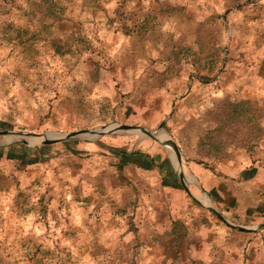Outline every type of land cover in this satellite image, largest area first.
I'll return each instance as SVG.
<instances>
[{
  "label": "rangeland",
  "instance_id": "rangeland-1",
  "mask_svg": "<svg viewBox=\"0 0 264 264\" xmlns=\"http://www.w3.org/2000/svg\"><path fill=\"white\" fill-rule=\"evenodd\" d=\"M208 1L0 0V130L15 133L0 135V264L203 257L196 227L176 225L179 243L146 225L173 204L134 152L168 164L175 143L192 193L195 164L264 161V1ZM111 124L90 141L35 138Z\"/></svg>",
  "mask_w": 264,
  "mask_h": 264
},
{
  "label": "crops",
  "instance_id": "crops-1",
  "mask_svg": "<svg viewBox=\"0 0 264 264\" xmlns=\"http://www.w3.org/2000/svg\"><path fill=\"white\" fill-rule=\"evenodd\" d=\"M232 1L209 0L201 8H209L212 12L225 10L227 13L232 9ZM134 153L138 158L150 159V164L146 166L141 160L136 169L146 172L144 177L150 188L164 196V202L174 205L169 211L162 210L164 213L145 216L146 225L155 229L157 235L161 234L170 241L176 234V225H183L184 234L196 227L195 244L190 242V252L195 251L203 257H196L193 264H264V229H257L264 222L256 224L258 226L253 228L254 231L237 228H247V222L264 217V170L258 169L259 163L242 160L209 168L195 164L188 168L193 178V193L189 190V194L170 158V163L165 164L155 161L157 153L146 154L140 149ZM180 183L184 189H181ZM205 206L215 208L231 225L220 220ZM184 234L182 237L176 234V241L183 243ZM250 248L254 255L249 252Z\"/></svg>",
  "mask_w": 264,
  "mask_h": 264
},
{
  "label": "water",
  "instance_id": "water-1",
  "mask_svg": "<svg viewBox=\"0 0 264 264\" xmlns=\"http://www.w3.org/2000/svg\"><path fill=\"white\" fill-rule=\"evenodd\" d=\"M115 124H111V125H108V126H105V127H102V128H98V129H94V130H91V131H87V132H81L77 135H61V134H58V133H52L50 135H46L44 137H35V138H39V139H47L48 141L45 142V143H52V142H63V143H66V144H71L73 143L70 139L74 136H80V141H90V140H94V139H97L105 134H107L110 129H112L114 127ZM124 127V130L128 131V133L130 134H134V135H138V136H148V137H154L156 131H151V132H145L144 134H141L137 131H133L131 130L128 126H123ZM0 135L1 136H11V135H15L14 132L12 131H8V130H4V131H1L0 130ZM174 147L178 150V160H172L176 170L178 171V174L180 176V178L182 179V182L184 184L185 182V175H184V172H183V168H182V163H181V159H180V152H179V149L177 147V145L174 143ZM184 188L185 190L189 193V189L186 187V185L184 184ZM211 213H213L215 216H217L220 220L226 222L227 224H230L228 222V220L221 214L219 213L215 208H213L212 206H205ZM235 227V226H234ZM238 229L240 230H245V231H254L255 229L253 228H244V227H237ZM257 229H264V225L262 226H259L257 227Z\"/></svg>",
  "mask_w": 264,
  "mask_h": 264
},
{
  "label": "trees",
  "instance_id": "trees-1",
  "mask_svg": "<svg viewBox=\"0 0 264 264\" xmlns=\"http://www.w3.org/2000/svg\"><path fill=\"white\" fill-rule=\"evenodd\" d=\"M247 153H251L250 151H247ZM234 162H237V161H234ZM254 164L255 163H259L260 165L258 166V169H263L264 170V161L261 159H259V158H256V159H254L253 161H252ZM224 164H228V163H224ZM207 168H209V166L210 165H208V164H204ZM211 168V167H210Z\"/></svg>",
  "mask_w": 264,
  "mask_h": 264
},
{
  "label": "bare ground",
  "instance_id": "bare-ground-1",
  "mask_svg": "<svg viewBox=\"0 0 264 264\" xmlns=\"http://www.w3.org/2000/svg\"><path fill=\"white\" fill-rule=\"evenodd\" d=\"M120 132H121V128L117 127V126H114L112 129H110V131L108 133H120ZM160 140L163 141L161 138H160ZM166 144L168 146H170V145L172 146V142L171 141L166 142ZM175 153L178 154L177 151H175Z\"/></svg>",
  "mask_w": 264,
  "mask_h": 264
}]
</instances>
